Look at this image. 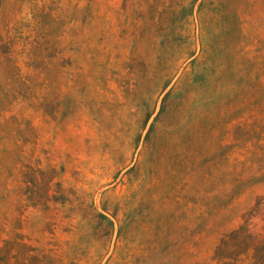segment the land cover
Returning a JSON list of instances; mask_svg holds the SVG:
<instances>
[{
	"label": "rangeland",
	"instance_id": "obj_1",
	"mask_svg": "<svg viewBox=\"0 0 264 264\" xmlns=\"http://www.w3.org/2000/svg\"><path fill=\"white\" fill-rule=\"evenodd\" d=\"M263 197L264 0H0V240L218 264Z\"/></svg>",
	"mask_w": 264,
	"mask_h": 264
},
{
	"label": "trees",
	"instance_id": "obj_2",
	"mask_svg": "<svg viewBox=\"0 0 264 264\" xmlns=\"http://www.w3.org/2000/svg\"><path fill=\"white\" fill-rule=\"evenodd\" d=\"M24 179L26 183H32L33 180L30 176H27V173H24ZM27 200L31 201L33 199L27 197ZM43 205L46 208L44 203ZM97 216L103 221L102 226H105L103 236L109 234L112 230V222L103 214ZM251 219L252 222L255 219L260 221V223H252V230L249 228ZM263 248L264 197L255 202L237 228L221 237L215 246L212 258L218 264H239L241 259L252 257L254 260L252 264H257V255ZM42 252L28 244L20 234H14L8 240H0V264H64L61 253L50 250Z\"/></svg>",
	"mask_w": 264,
	"mask_h": 264
}]
</instances>
